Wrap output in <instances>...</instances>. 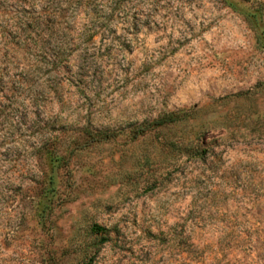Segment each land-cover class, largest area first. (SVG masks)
Instances as JSON below:
<instances>
[{"label":"rangeland","instance_id":"1","mask_svg":"<svg viewBox=\"0 0 264 264\" xmlns=\"http://www.w3.org/2000/svg\"><path fill=\"white\" fill-rule=\"evenodd\" d=\"M0 264H264V0H0Z\"/></svg>","mask_w":264,"mask_h":264},{"label":"trees","instance_id":"2","mask_svg":"<svg viewBox=\"0 0 264 264\" xmlns=\"http://www.w3.org/2000/svg\"><path fill=\"white\" fill-rule=\"evenodd\" d=\"M176 121H177V117L175 115H173V114L166 115V116L160 118L159 120L153 122L152 124H150L148 126H144L142 128H139L138 134L140 135V134L145 133L150 127H159V126L169 125V124L175 123ZM88 135L92 136V138L89 142L90 144L104 142V141H107L113 137V135L110 134L109 132H103V131H97L94 133H90ZM85 145H88V144H85Z\"/></svg>","mask_w":264,"mask_h":264}]
</instances>
